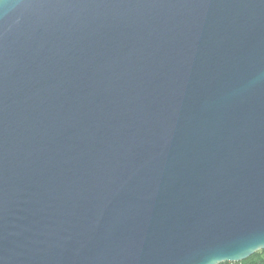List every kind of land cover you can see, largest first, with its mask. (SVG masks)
Returning <instances> with one entry per match:
<instances>
[{"label":"water","instance_id":"obj_1","mask_svg":"<svg viewBox=\"0 0 264 264\" xmlns=\"http://www.w3.org/2000/svg\"><path fill=\"white\" fill-rule=\"evenodd\" d=\"M259 250L264 0H0V264Z\"/></svg>","mask_w":264,"mask_h":264},{"label":"trees","instance_id":"obj_2","mask_svg":"<svg viewBox=\"0 0 264 264\" xmlns=\"http://www.w3.org/2000/svg\"><path fill=\"white\" fill-rule=\"evenodd\" d=\"M221 264H264V250H259L249 258L240 262H223Z\"/></svg>","mask_w":264,"mask_h":264},{"label":"snow or ice","instance_id":"obj_3","mask_svg":"<svg viewBox=\"0 0 264 264\" xmlns=\"http://www.w3.org/2000/svg\"><path fill=\"white\" fill-rule=\"evenodd\" d=\"M226 256H229L231 258H238L243 255H247V253H240V252H225Z\"/></svg>","mask_w":264,"mask_h":264}]
</instances>
